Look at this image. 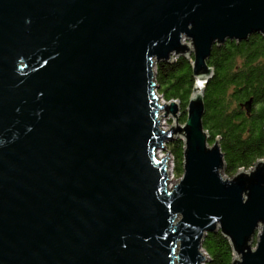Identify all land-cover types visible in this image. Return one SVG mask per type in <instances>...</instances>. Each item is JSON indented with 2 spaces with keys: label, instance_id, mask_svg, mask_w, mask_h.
<instances>
[{
  "label": "water",
  "instance_id": "water-1",
  "mask_svg": "<svg viewBox=\"0 0 264 264\" xmlns=\"http://www.w3.org/2000/svg\"><path fill=\"white\" fill-rule=\"evenodd\" d=\"M256 33L264 0H0V264H202L218 230L264 264V158L224 180L203 126L213 45ZM174 53L194 57L184 126L155 82Z\"/></svg>",
  "mask_w": 264,
  "mask_h": 264
},
{
  "label": "trees",
  "instance_id": "trees-1",
  "mask_svg": "<svg viewBox=\"0 0 264 264\" xmlns=\"http://www.w3.org/2000/svg\"><path fill=\"white\" fill-rule=\"evenodd\" d=\"M193 61V55H180L155 64L159 95L167 102L179 101L182 111L196 83ZM208 65L214 68V76L205 83L203 126L211 144L220 140L224 171L231 176L264 158V36L256 33L246 40L214 44ZM183 115L186 122L187 112ZM184 145L179 137L166 144L174 159L175 176L184 172ZM202 249L210 257L208 264L233 263V246L221 230L207 233Z\"/></svg>",
  "mask_w": 264,
  "mask_h": 264
},
{
  "label": "rangeland",
  "instance_id": "rangeland-1",
  "mask_svg": "<svg viewBox=\"0 0 264 264\" xmlns=\"http://www.w3.org/2000/svg\"><path fill=\"white\" fill-rule=\"evenodd\" d=\"M182 43L183 44H186V43H190V40L189 39H186L185 37L183 38V40H182ZM180 55H182V54H180ZM180 55H178V56H180ZM193 55V54H192ZM178 56H176V54L174 53L173 55H172V58L173 59H176ZM154 71H155V68H154ZM205 84V83H204ZM201 90V89H200ZM199 90V91H200ZM157 91H158V88H157ZM157 94H158V97H159V99H160V102L162 103V104H164L166 101H164L165 99L163 98L162 99V96L161 95H159V93L157 92ZM175 102L177 101V100H174ZM168 102H171V101H168ZM168 102H166V103H168ZM178 102V106H179V109L177 110V114H178V120H177V124L178 125H180V126H184L183 125V123H185V122H183V117H184V115H183V113L184 112H187V110H188V106L185 108V111H182V109H181V107H180V103H179V101H177ZM166 111H164V113H165ZM163 113V111L161 112V114H164ZM175 122V118H174V116H172V115H168V116H166V117H164V118H162V119H160V128L161 129H163V130H167L168 128H170V126H171V124H173ZM216 141V140H215ZM215 141H214V143H210V141H209V145H208V147L209 148H211L212 146H214L215 145ZM219 141V146H220V149H221V145H220V140H218ZM166 144L167 143H165L164 144V148L163 149H159V152H160V154H159V156H157V157H164V156H166L167 155V153H168V157H170V161L168 162V165H169V169H168V173L170 174V179L172 180L171 182H170V185H169V189H172L175 185H176V183H179L180 181H181V179H183V174H184V172H183V174L182 175H180V176H175V174H174V159H173V156H172V153L168 150V148H167V146H166ZM184 147H185V145H184ZM221 153L224 155V153L222 152V150H221ZM173 159V160H172ZM225 162V161H224ZM184 163H185V159H184ZM183 169H184V165H183ZM251 169H254V167H252V168H250V169H245V172L247 173V172H249ZM225 168L220 172V175H221V177H223V179L224 180H226V177H227V179H233V177L235 176V175H237V173L236 174H234V175H231V176H228L226 173H225ZM241 170V169H240ZM262 234V225L261 224H259L258 225V228L256 229V232H255V235L252 237V241H251V249L252 250H255L256 248H257V245H258V240H259V237H260V235ZM200 252L204 255V256H206L205 255V252H203L201 249H200ZM233 258H234V250H233ZM209 260H210V257L207 259V262L206 263H202V264H208V262H209ZM232 261H233V259H232Z\"/></svg>",
  "mask_w": 264,
  "mask_h": 264
},
{
  "label": "bare ground",
  "instance_id": "bare-ground-1",
  "mask_svg": "<svg viewBox=\"0 0 264 264\" xmlns=\"http://www.w3.org/2000/svg\"><path fill=\"white\" fill-rule=\"evenodd\" d=\"M203 85H204V83H203ZM201 88L200 87H197L196 88V91H199ZM163 99V98H162ZM165 101V100H164ZM161 125V124H160ZM159 154H160V152H159V150H156V156H159ZM159 159H162V157H158ZM173 160V159H172ZM170 161V158L168 159V161L167 162H169ZM168 169H169V165H168ZM168 169H167V171H168ZM169 172V171H168ZM169 174V173H168ZM169 177H170V174H169ZM172 180L169 178L168 179V186L170 185V182H171ZM201 250L202 251H204L202 248H201Z\"/></svg>",
  "mask_w": 264,
  "mask_h": 264
},
{
  "label": "built area",
  "instance_id": "built-area-1",
  "mask_svg": "<svg viewBox=\"0 0 264 264\" xmlns=\"http://www.w3.org/2000/svg\"><path fill=\"white\" fill-rule=\"evenodd\" d=\"M170 158V157H169ZM203 252H205V251H203ZM205 257H206V259H208L209 258V256L207 255V253L205 252ZM207 262V261H206ZM206 262H204V263H206Z\"/></svg>",
  "mask_w": 264,
  "mask_h": 264
}]
</instances>
